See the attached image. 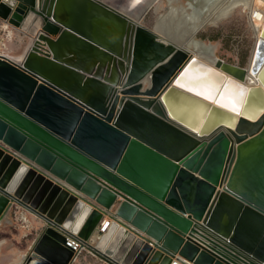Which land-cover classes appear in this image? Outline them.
Returning <instances> with one entry per match:
<instances>
[{
    "label": "water",
    "instance_id": "95a60500",
    "mask_svg": "<svg viewBox=\"0 0 264 264\" xmlns=\"http://www.w3.org/2000/svg\"><path fill=\"white\" fill-rule=\"evenodd\" d=\"M0 1L30 37L0 55V220L45 223L19 264H72L66 235L97 264H264V26L247 86L103 0Z\"/></svg>",
    "mask_w": 264,
    "mask_h": 264
},
{
    "label": "rangeland",
    "instance_id": "374dc122",
    "mask_svg": "<svg viewBox=\"0 0 264 264\" xmlns=\"http://www.w3.org/2000/svg\"><path fill=\"white\" fill-rule=\"evenodd\" d=\"M103 1L156 31V18L159 15L165 14L169 4L176 7L181 6L185 10H189L188 4L193 0ZM5 17V12L0 5V54L4 56H18L24 51L30 37L14 25L8 23ZM194 37L202 40L204 43L215 46L214 57L216 56L220 60L216 59L220 66L219 69L229 75H234L235 66L247 67L255 42V34L252 31V21L248 16V10L243 9L241 6H237L221 18L207 22L195 33ZM20 215H18L17 222L15 223V220H13L14 222L12 221L15 214L10 212L9 219L12 223L1 222L0 263L2 264L17 262L20 256L25 254H21L22 250L31 249L33 245L31 242L35 236V232L22 231L23 223ZM27 219H29L28 216Z\"/></svg>",
    "mask_w": 264,
    "mask_h": 264
},
{
    "label": "bare ground",
    "instance_id": "6f19581e",
    "mask_svg": "<svg viewBox=\"0 0 264 264\" xmlns=\"http://www.w3.org/2000/svg\"><path fill=\"white\" fill-rule=\"evenodd\" d=\"M237 6H241L243 9L248 10V16L252 21V31L255 34V42L247 67L244 69H238L237 67H235L234 75H229L225 72L224 74L226 77H231L233 79L236 78V80L244 78L245 76V80L243 82L247 86L259 84L256 83V78L250 75V66L257 46V41L259 38H261L260 33L264 26V0H193L188 4L189 10H185L181 6L176 7L169 4L165 14L159 15L158 18H156V31H154L162 35L165 39L176 43L183 49L189 50L194 57L202 60L204 63H207L220 71V66L217 62V60H220L216 56L214 57L215 46L212 44L204 43L203 41L201 42L199 39L192 37V33L196 30L198 31L199 29H201L207 22L225 16L227 13L234 10V8H236ZM22 54L18 56L6 57L14 61H20ZM239 72H241L242 74L240 75ZM146 84L147 83H145V85ZM11 162L12 160L9 155L0 149V182L6 189L12 188L9 183L6 182V179L10 174L14 175L15 172V170H13L14 165L11 164ZM25 175L26 172L24 173L23 177ZM17 178L18 175L15 177V181ZM26 179V181L28 182L30 176H27ZM50 183L51 182L47 183L49 188L45 191L50 194V198L44 205V209L48 206L52 207V194H55V191H59L61 196L66 195L64 191H60L61 189H58V187H52L53 185L52 183L50 185ZM24 187L21 188V190H23ZM25 189L28 190L25 192H28L29 195L31 193V190L27 188ZM38 190L39 189H37V191ZM12 192H15V189L12 190ZM18 195L20 197V190L18 191ZM39 202L40 200L38 199L36 202L37 206L41 205V203ZM61 215L62 213L59 215V218L61 217ZM20 216L23 226H25L24 224H26L29 219H27V215L25 213H22ZM103 223H105V221H103Z\"/></svg>",
    "mask_w": 264,
    "mask_h": 264
},
{
    "label": "crops",
    "instance_id": "0c3cea01",
    "mask_svg": "<svg viewBox=\"0 0 264 264\" xmlns=\"http://www.w3.org/2000/svg\"><path fill=\"white\" fill-rule=\"evenodd\" d=\"M10 212H13L15 214L14 218L12 219V221L15 220V223L17 222L16 219H17L18 215L25 213L28 216L30 221L28 220V222H26V224H24L25 226H22V231L23 232L34 231L35 236H34L33 240L38 237V235H39L38 233H40V229L45 225V223L41 219L36 217L35 215L31 214L28 210L24 209L23 207L15 204V203L11 205V207L8 210V212L6 213V215L0 220V226H1L2 221H4V222L6 221V223H9V224L12 223V221L9 219V213ZM103 219L105 222H106V220H110V218L107 216H104ZM99 228H100V225H98L95 228L94 234L91 235L90 238L88 239L89 242H90V240H91V243H92V241H95L96 233L101 231ZM33 240L31 242V244L33 243ZM28 249H30V248H28ZM28 249L25 251L22 250L21 254L22 253H25V254L28 253L29 252ZM21 257H22V255L20 256V258ZM20 258L18 259L17 262H14L13 264H19ZM97 262H98V260H97V257L95 256L93 250H91L88 246H85L81 250V252L78 254L76 261H74L72 264H97ZM0 264H2V263H0Z\"/></svg>",
    "mask_w": 264,
    "mask_h": 264
},
{
    "label": "built area",
    "instance_id": "2783aa9c",
    "mask_svg": "<svg viewBox=\"0 0 264 264\" xmlns=\"http://www.w3.org/2000/svg\"><path fill=\"white\" fill-rule=\"evenodd\" d=\"M110 224V222H107V226ZM102 232L105 231V228L103 226H100L99 228ZM66 244L67 246L71 247L73 250V262L76 261L78 254L81 252V250L85 247L84 244L76 237L72 235H66Z\"/></svg>",
    "mask_w": 264,
    "mask_h": 264
},
{
    "label": "snow or ice",
    "instance_id": "6c2138e0",
    "mask_svg": "<svg viewBox=\"0 0 264 264\" xmlns=\"http://www.w3.org/2000/svg\"><path fill=\"white\" fill-rule=\"evenodd\" d=\"M188 90H189V91H196V90L193 89V88H189ZM196 94H197V95H205V93H204V92H201V91H196ZM206 98H210V96H209V95H206ZM222 106H228V105L222 104ZM232 109H233V110H236V109H235V105L232 106Z\"/></svg>",
    "mask_w": 264,
    "mask_h": 264
}]
</instances>
